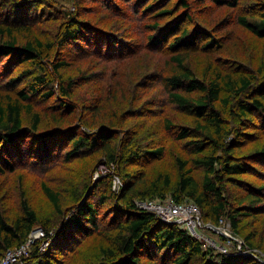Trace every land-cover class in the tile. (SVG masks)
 <instances>
[{"label": "trees", "instance_id": "16d2710c", "mask_svg": "<svg viewBox=\"0 0 264 264\" xmlns=\"http://www.w3.org/2000/svg\"><path fill=\"white\" fill-rule=\"evenodd\" d=\"M79 1L92 4L91 17L81 16ZM168 1L75 0L70 2L76 12L69 13L50 0H0V175L23 165L42 173L74 159L90 166L82 169L79 186L61 191L41 181L52 217L40 216L24 194L19 209L10 213L0 198V259L40 227L49 245L41 251L37 241L24 264H72L80 246L90 239L104 242L97 264H263L260 257L205 249L185 228L162 222L135 205L136 200L167 194L174 202L188 197L199 207L201 219L212 225L228 221L235 237L241 217L252 214V204L264 202L263 65L226 72L208 61L197 73L189 64V54L196 49L233 53L230 44L237 26L264 40V1L175 0L172 8L164 7ZM198 2L208 4V9L193 10ZM224 8L231 13L217 25L210 28L204 23V11L212 16ZM194 12L203 23L194 24ZM256 15L259 19L250 20ZM164 18L168 22L162 26L159 21ZM49 21L58 22L50 38L32 31ZM140 51L160 53L165 60L158 63L150 56L137 64L135 59L127 71L122 69V77L118 67L107 70L143 56L136 55ZM85 61L93 64L80 77L64 75L69 66ZM128 77L136 87L131 89L129 115L122 116L125 108L121 115L103 114V123L93 130L79 113L76 117L83 106L75 99L81 94L78 83L86 82H82L83 94L89 92L86 99L97 93L114 99L120 91L118 80ZM108 87L115 89L106 94ZM149 87L156 94L146 99L143 91ZM135 100L142 103L133 106ZM120 102L114 99V110ZM36 103L51 111L49 120L35 109ZM126 117L135 118L136 126L127 127ZM164 139L184 142L193 157L186 162L176 157V178L170 173L146 177L147 169L167 157ZM245 139L263 145L246 151ZM88 158L93 161L84 162ZM189 162L192 166L185 169ZM100 163L114 165L123 182L121 191H112L110 177L92 181ZM196 169L202 175L196 176ZM249 172L257 176L258 185L241 178ZM230 187L243 190L242 198H234L236 203ZM63 195L67 203L62 202Z\"/></svg>", "mask_w": 264, "mask_h": 264}, {"label": "rangeland", "instance_id": "374dc122", "mask_svg": "<svg viewBox=\"0 0 264 264\" xmlns=\"http://www.w3.org/2000/svg\"><path fill=\"white\" fill-rule=\"evenodd\" d=\"M51 2L57 3L62 9H65L69 13H75L76 8L74 7L73 2L75 0H50ZM175 0H169L166 4H164V7H169L172 8L175 3ZM201 1V0H198ZM264 1V0H263ZM205 2V1H203ZM203 2H198L194 3L192 5V9L194 8L203 10V9H208L205 8L207 7L208 4H203ZM248 0H243V3L241 4H247ZM92 4L90 2H86L85 5H83V2L79 1L78 2V9L81 12V16L84 18H89L91 17L93 13L92 9ZM263 5V4H262ZM212 6V5H210ZM89 8L92 10H84L85 8ZM213 7V6H212ZM86 11V12H84ZM178 12L175 16L179 15ZM231 13V10L224 8L222 9V12L219 13V11L216 13L215 11L213 12L212 16L209 15L207 12H203L204 18V23L209 22V27L217 25L222 18L228 14ZM239 13V11H238ZM194 12L193 13V20L195 21L194 24H200L203 22H200L201 18H198V14ZM211 16V17H210ZM97 16H95L96 18ZM210 17V18H209ZM255 17V18H253ZM250 18V20L253 19H259L256 16H253ZM145 22L152 23L153 19H148L145 18ZM168 22L167 18L162 19L159 21L160 25H165V23ZM58 22H53L49 21L46 24H43L41 26H37L34 28L32 31L39 35L41 38H50L55 32L56 25ZM234 26V25H233ZM189 29L193 28V21L189 22L188 26ZM212 27V28H213ZM19 41H23V38L21 37ZM233 47V53L228 52V50L219 53V52H214V53H205V52H199L196 50L191 51L189 54V64L192 67V69L195 72L202 71L205 64H207L208 61L212 62L214 61L215 63L219 64L220 68L223 69L226 72H232L236 71L237 69L240 70L241 68H245L246 70L250 71L255 69L257 66L260 64L263 65L264 69V40L259 39L258 37L254 36L252 33L247 32L243 30L242 28L238 27L236 28L235 35H234V40L231 42ZM237 50H240V54L237 55L235 52ZM143 55L141 57L136 58L135 56L134 59H125L122 65L119 67L118 65L115 66H108L107 70H110V68L118 67L120 68V77H122L123 71H127L128 68L133 65L136 61L138 62L137 64H141L143 60H146L148 57H152L155 59V62L160 63V61H164L165 56H161L159 54H155L153 52L145 53V51H140L136 55ZM93 64L91 62L90 64L88 61L82 62L77 66H69L68 69H66V73L64 75H69L68 73L74 74V77H80V73L82 72H87L86 69L89 65ZM138 67V66H137ZM123 69V71H122ZM77 73L79 76H77ZM7 78L3 79V82ZM118 79V78H115ZM139 79V77L136 76V81ZM85 82V81H82ZM78 83V88L80 89V95H77L76 100H78V103L83 105L77 112H76V117L78 113L80 114V119L83 120L85 123L93 125L92 130L95 129L99 124L103 123L101 116L107 115L110 116L111 113L114 115V113H117V111H120V115L125 108L124 112L122 113V116H127L129 115V102L131 101V89L136 88L134 85L131 84V79L128 77L126 80L123 78H120L118 80V87L117 89H120V91H116L114 99H117L120 102L118 107L114 110V99H110L108 93H112V89H115L114 87H108L107 88V93L109 100H106V96H101L97 93V96L94 98L92 97L91 99H86L84 96H88L89 92H86L83 94L84 90L86 89V86H82L83 84ZM86 84V82H85ZM144 95L143 97L149 98L152 93L156 94V89L149 87L146 88V91H143ZM139 100H135L133 102V106L140 104ZM34 105V104H33ZM35 109H37L41 114H43V117L45 120H49L50 112L45 109V106H42L39 103H36ZM84 107V108H83ZM119 108V109H118ZM170 115L175 117V111L170 112ZM126 122L125 125L129 128H133L136 126V123L134 121L135 118H128L126 117ZM175 119V118H174ZM139 121V120H136ZM42 125L46 126V123H42ZM85 131H88V127H83ZM90 129V127H89ZM133 132L135 129H130ZM248 131H253L252 128H247ZM161 136V135H160ZM136 138V135H135ZM244 139V138H243ZM147 142H149V139H145ZM245 150L246 151H252L257 148H260L263 144L261 141H250L248 139H245ZM167 141V142H166ZM164 145L166 146V154L167 157L164 158V161L161 163H156L154 166H152L150 169H147L145 171V176L146 177H154L158 173H163V174H169L172 176V178H176L179 174V168L178 164L176 162V157L179 156L181 157L182 160L187 161L186 159H191L193 156L189 152L188 149H186L183 144L184 142H177L175 140L171 139H164L163 140ZM100 158V157H99ZM98 158V159H99ZM98 159H94L96 162ZM90 161H93V159L88 158V160H85L84 162L90 163ZM192 166V164L189 162L186 166L187 167ZM89 164L85 165L82 163V161L78 160H72L71 162H68L66 164H60V166L56 169L54 168L53 170H47L46 172L38 173L39 171H35L33 168H31L29 165H23V166H18L14 169V171L11 173H5L0 175V198L2 199V203L4 204V209H7V211L14 212L19 209L18 203L19 199L21 198V194H24L30 204L36 209L38 214L40 216H53V207L51 204L46 200V198L43 196V193H41L40 189V183L41 181L46 182L48 185L53 187L54 189H58V187L65 188L69 186H79V183L82 182L83 174H81L82 169H85L88 171L89 169ZM105 167H109L111 169V173L103 176L105 177H110L111 179V189L115 193H118L121 191L123 188V182L122 179L120 178L119 175H117L114 171V165H106L105 163H100L97 165V167L94 169V172L92 173V181L95 182L97 180H94V176L96 173L101 174V170ZM197 172L196 176L202 175V171L199 169H196ZM149 175V176H147ZM241 178H246L249 180L250 183H253L254 185H258L259 181L257 179L256 175H252L250 172L247 173L246 175L241 176ZM121 181V183H120ZM264 182V181H263ZM122 184V185H121ZM62 191V190H61ZM67 190H64V193L66 194ZM230 193L232 195L233 201L235 202L234 198L239 199L242 198V193L243 190H240V188H235V187H230ZM62 195V193H61ZM64 203H67L68 199L65 195L62 196ZM154 199V200H159L163 199V201L170 199V195L167 194L166 196ZM184 201H192L189 200L190 198L185 197ZM149 200V199H148ZM138 201H146V200H136ZM236 203V202H235ZM249 202H244L242 205H246ZM238 205V204H237ZM253 211L252 214H249L247 216H242L241 219L239 220V225L237 228V233L234 236H232L231 233V227L230 223L228 221H223L220 220L218 225H212L209 223V220L206 219H201V224L199 226L198 231H200L203 235L201 238H197L201 244L202 247L205 249L209 248L214 250L215 252L218 253H223L220 252L213 244V242H216L217 245L227 247V255L231 254H246L249 255L250 257L256 258L260 257L259 259L262 261L264 264V202H259V203H254L252 204ZM251 208V205L249 206ZM10 210V211H9ZM203 216V215H202ZM209 226H214L217 231H214L210 228H207ZM187 230V229H186ZM188 231V230H187ZM219 232H224L226 235H230L233 239L229 238V236H223L222 234H219ZM189 233V231H188ZM191 235V234H190ZM220 236H222L225 240L223 241ZM249 237L248 240L245 238ZM246 241V242H244ZM101 243H104L100 241L99 239L97 240H87L85 241L81 246H80V252L78 253L75 261L72 264H97L99 263L101 254L99 252V245ZM248 245H251L248 246ZM244 247V248H243ZM70 264V262H69Z\"/></svg>", "mask_w": 264, "mask_h": 264}, {"label": "built area", "instance_id": "2783aa9c", "mask_svg": "<svg viewBox=\"0 0 264 264\" xmlns=\"http://www.w3.org/2000/svg\"><path fill=\"white\" fill-rule=\"evenodd\" d=\"M110 173L111 169L105 167L101 170V174H95L94 180H99ZM135 205L143 211L153 213L162 222L177 224L187 229L195 238H201L203 235L198 231L201 224L200 209L193 201L174 202L171 199L165 201L146 200L138 201ZM207 228L217 231L214 226H209ZM218 233L223 236L228 235H226V233L224 234V232L218 231ZM228 236L233 239L230 235ZM45 237V231L40 227H36L30 232L27 240L23 244L6 251L4 256L0 259V264H24V258L29 256L32 246L37 241H40L39 249L41 251L48 247L49 241L45 239ZM213 244L220 252L227 253V247H225V245L220 246L217 245L216 242H213Z\"/></svg>", "mask_w": 264, "mask_h": 264}, {"label": "bare ground", "instance_id": "6f19581e", "mask_svg": "<svg viewBox=\"0 0 264 264\" xmlns=\"http://www.w3.org/2000/svg\"><path fill=\"white\" fill-rule=\"evenodd\" d=\"M9 250V249H8Z\"/></svg>", "mask_w": 264, "mask_h": 264}]
</instances>
